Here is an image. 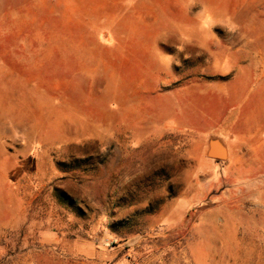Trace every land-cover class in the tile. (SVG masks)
Returning a JSON list of instances; mask_svg holds the SVG:
<instances>
[{"label":"rangeland","instance_id":"obj_1","mask_svg":"<svg viewBox=\"0 0 264 264\" xmlns=\"http://www.w3.org/2000/svg\"><path fill=\"white\" fill-rule=\"evenodd\" d=\"M2 44L21 100L0 105V264H264V138L229 164L215 135L141 121L264 75V0H0Z\"/></svg>","mask_w":264,"mask_h":264},{"label":"crops","instance_id":"obj_2","mask_svg":"<svg viewBox=\"0 0 264 264\" xmlns=\"http://www.w3.org/2000/svg\"><path fill=\"white\" fill-rule=\"evenodd\" d=\"M30 46L32 47V50H34L35 48V50L37 51H44L45 49L56 53L60 51V47L58 46L45 47V44H39V46L36 48L34 47L33 43H31ZM0 48V105L2 107H13L16 113L17 108L19 106V99L21 100V97H18L19 79L16 71L18 66V60L11 58L13 56L12 51H14L15 53L16 47L14 45H12V47H9L6 44H2L0 45ZM8 55L10 56V58H8ZM14 58H16V56H14ZM30 75L32 81H36L37 75H35L34 68ZM34 76H36L35 79L33 78ZM237 77L238 76H235L233 79V83H236L237 87L225 88V86H222L221 84H216L215 86H210L207 83L206 85L201 83L198 85L196 84L195 87H197V93L195 94V96H189V98L186 99L182 105H179L178 99L175 97L173 91L168 92V94H170L172 98L171 111H166L162 108H155L153 109V111H151L154 115L148 114L146 112V114H144L141 119V121L143 120L142 122H144V135L148 133L147 138L149 140L153 135L158 134L159 136V134L161 135V132L169 131L163 128V123L167 124L169 127L175 128V130H181L186 132L202 131L206 135V137H209L211 135H215L217 137L215 141L218 142L222 148H225L226 160L229 164L239 163V156L243 155L244 153L246 156L247 152H238L236 150L231 152L229 150L231 144L232 146H234L235 149L242 145L243 147L248 148L252 141H260L261 145H259L258 143L255 146L256 149L261 148L263 146L262 142L264 138V75L257 76V73L255 75H252L250 73L248 77L253 78V81L251 82L253 85L248 88H246L245 83H242V81L238 80ZM22 82L24 83L27 81ZM11 84L14 85L13 92H5L4 90L7 89L6 87L11 86ZM256 85L259 87L255 90ZM182 90H184V87H182ZM31 91L33 90L31 89ZM22 93L23 92H21V94ZM198 94L201 95V98L197 97ZM182 97L183 95L181 96V98ZM238 97H240V102L236 101ZM20 104V108L22 109L27 106L23 103V101L20 102ZM241 109L247 111L249 115L246 116L241 114ZM184 110L187 111V115L184 114ZM16 115L17 113L15 114V117ZM1 119L2 116L0 115V123ZM148 120L149 124L146 129V124ZM158 123H160V129H155ZM237 124H239V126H234ZM16 131L17 129L15 127L14 132ZM150 133H152V135H150ZM1 142L2 129L0 128V147L2 146ZM206 149L207 160H210L211 162H213V164H217L219 162L221 163L224 161V159H215L208 155L209 150L215 151L212 147L207 145ZM221 173L225 174L222 171ZM1 183L2 182L0 181V189ZM32 199L29 202H26L25 205H21L19 208L17 206L12 207L10 212L13 211V214L9 215V218L6 217L8 218L7 221H9V226L11 229L17 230L22 227H28L31 222H34V213L30 212ZM10 205L14 204L10 202ZM1 214L2 213L0 209V228L3 226V217ZM47 238V240H44L47 244H52L53 242L57 244L58 236H55L53 232L48 233Z\"/></svg>","mask_w":264,"mask_h":264},{"label":"water","instance_id":"obj_3","mask_svg":"<svg viewBox=\"0 0 264 264\" xmlns=\"http://www.w3.org/2000/svg\"><path fill=\"white\" fill-rule=\"evenodd\" d=\"M212 143L213 142H210L209 143V146L210 147H213L212 146ZM208 155L211 156V157H213V158H215V159L223 158V156L221 154H219V153H217L216 151H213V150H209Z\"/></svg>","mask_w":264,"mask_h":264},{"label":"bare ground","instance_id":"obj_4","mask_svg":"<svg viewBox=\"0 0 264 264\" xmlns=\"http://www.w3.org/2000/svg\"><path fill=\"white\" fill-rule=\"evenodd\" d=\"M260 75V74H259ZM216 152H218L219 154H221V150L219 149H216Z\"/></svg>","mask_w":264,"mask_h":264}]
</instances>
